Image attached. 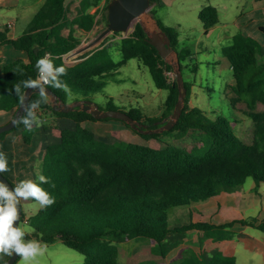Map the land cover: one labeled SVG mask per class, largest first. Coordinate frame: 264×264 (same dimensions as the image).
<instances>
[{
	"label": "trees",
	"instance_id": "obj_1",
	"mask_svg": "<svg viewBox=\"0 0 264 264\" xmlns=\"http://www.w3.org/2000/svg\"><path fill=\"white\" fill-rule=\"evenodd\" d=\"M110 2L105 0L101 9V20L106 25ZM150 2L153 5L150 13L155 18L154 8L162 6L164 1ZM92 4V0H81L76 14L69 18L66 0H45L26 31L16 39H9L7 28L0 25V44L9 43L25 54V57H17L2 68L0 110H17L27 89L23 82H38L40 71L36 68V61L46 55L50 54L55 67L65 68L66 75L60 76L59 80L67 85L69 92L79 95L77 100L89 99L90 95L101 91L105 85L101 79L117 71L129 59L138 57L149 69L155 86L167 90L165 110L162 117L142 116L133 109L126 112L147 124L148 128L160 127L162 124L157 123L160 118L174 111L179 87L176 77L171 76L173 65L161 57L149 42L139 22L119 40L121 60L112 58L111 44L105 37L93 49L80 53L77 62L66 63L65 55L73 52L81 41L74 26L91 31L97 22L96 14L88 12ZM198 18L207 32L219 22L217 7L211 4L204 6ZM155 20L168 34L183 74L185 54L177 50L179 31L176 27L163 25L158 18ZM65 28L69 29L66 35L63 34ZM260 29L264 32V26ZM221 53L230 63L233 75V83L227 86L232 95L226 93V98L234 111L239 102L247 105L243 113L251 121L250 142L238 136L228 116H210L190 105L192 87L184 78L186 94L182 113L171 129L143 133L123 121L141 137L158 140L161 147L121 139L105 140L83 123L111 117L96 119L80 106L68 112L57 111L53 109L50 96L33 92L27 109L35 102L37 106L31 107V111L36 118L37 110L49 111L71 119L74 127L55 125L60 140L44 149L41 175L49 182L40 184V187L54 197L55 202L28 216L22 212L20 223L29 227L25 237H33L46 245L59 240L85 256L80 264H128V257L124 258V247L139 237L157 244L156 254L165 260L167 253L178 246L186 232L191 230L204 231L217 240L230 237L229 233L219 234L217 231L230 227L234 222L264 231V223H258L256 217L222 225L190 222L172 226L169 222L172 208L204 201L222 191L235 192L247 178H253L257 184L264 183V110L256 109L258 102L264 104L262 45L256 37L238 31L231 42L222 47ZM52 82L50 74L47 86L61 101L70 103L72 100H68L66 91L50 86ZM18 85L19 93L16 91ZM99 108L118 109L111 102L106 107L99 105ZM24 116H27V111L21 117ZM231 118L236 121V117ZM17 129L21 130L24 141L30 143L37 126L33 124L32 131H27L22 123L17 122L12 129L0 133V140L9 131ZM34 182L39 184L38 180ZM176 264H236V259L215 249L210 254L191 251Z\"/></svg>",
	"mask_w": 264,
	"mask_h": 264
},
{
	"label": "rangeland",
	"instance_id": "obj_2",
	"mask_svg": "<svg viewBox=\"0 0 264 264\" xmlns=\"http://www.w3.org/2000/svg\"><path fill=\"white\" fill-rule=\"evenodd\" d=\"M208 4L217 7L219 22L213 26L212 31L205 32L204 23L198 18V9ZM151 8H153V5H151ZM253 9H255L253 0H170L162 6H156L153 10L155 18H158L163 25L176 27L179 31L177 50L183 51L185 54L184 60L182 61V75L184 80L190 83L192 87L190 105L202 109L210 116H228L235 125V131L238 136L246 142H250L252 139L251 121L243 113L244 110H247V105L244 102H239L237 109L234 111L226 98V93L230 96L232 95V90L229 87L227 88V86L233 83V75L230 63L222 56L221 49L229 43V41L224 40V31L230 34L238 32L236 24L239 23H236V19L240 18V14L242 17H245ZM261 13L263 17L262 21L261 17H258L257 21L264 23V7ZM145 15L144 20L147 25L145 26L149 30H159L157 21L150 13V10ZM105 27V21L99 20L91 31L86 34L81 33L79 36H84L85 39L80 41L76 49L70 53L71 55L67 54L65 56L66 63L73 64L77 62L79 60L77 57L80 53H85L93 49L105 37H107V40L111 44L109 51L112 58L115 61L121 60L122 53L119 40L122 35H125L123 32L119 34L110 32L91 47L81 52H76L78 47H84L94 40ZM67 32L68 30L64 29V33L66 34ZM129 33H126V35ZM263 40L264 35L261 34L259 43H262ZM167 61L174 67L171 76L176 77V52H171L167 57ZM100 81L105 83L103 89L90 95L89 99L101 107H106V104L111 102L118 109L124 111L133 109L141 113L142 116H163L167 90L159 89L155 86L149 69L138 57L129 59L117 71ZM66 93L68 100L75 101L80 98L77 93L69 91ZM256 109L264 110V104L258 102ZM231 116L236 117L235 122ZM170 118L171 115L160 118L157 123L163 125ZM49 123H57L62 127H68L74 122L70 119L64 120L62 124L57 121H49ZM109 123L124 122L116 118H109L101 120L99 124L109 125ZM105 133L108 140H112V138L125 141L129 140L123 132L114 127L110 131L106 129ZM133 135L134 140H131L133 142L153 147L162 146L154 138L145 139L137 133ZM38 162L39 168H41V160ZM173 209L169 212L170 223L175 222L176 219L171 215ZM19 228L25 232L29 230L28 225L23 222L19 224ZM23 239L25 241L36 240L33 237L27 238L25 236ZM150 243L152 244L150 245ZM156 248L157 244H154L151 240L139 237L130 241L128 247H124L126 249L124 258L127 259L128 257V264H176L180 260L177 258L172 259V256H169L170 262H166L156 254ZM84 260L85 256L82 253L65 246L61 241L57 240L47 244L45 253L37 256L30 264H80ZM14 264H22L21 257Z\"/></svg>",
	"mask_w": 264,
	"mask_h": 264
},
{
	"label": "crops",
	"instance_id": "obj_3",
	"mask_svg": "<svg viewBox=\"0 0 264 264\" xmlns=\"http://www.w3.org/2000/svg\"><path fill=\"white\" fill-rule=\"evenodd\" d=\"M80 1L66 0V4L68 5L67 15L69 18H72L76 14ZM92 1L94 4L88 8V12L95 13V20L98 22L101 20V9L105 4V0ZM163 1L166 4L170 0ZM44 2L45 0H0V25L7 28V36L9 39H16L26 31L32 18ZM253 6L255 9L247 13L245 17H242L240 14V18L236 19V23L239 24H235L238 31L252 35L260 41V35H264V32L260 29V26H264V23L261 22L263 18L261 12L264 7V0H253ZM202 8L198 10L200 11ZM258 17H261V21H257ZM9 22H12L13 25L8 26L7 24ZM74 27L76 28L75 34L81 37V41H83L85 37L79 35L81 33L86 34L89 31L78 29L77 25ZM65 29L69 32L68 28ZM212 29L213 26L208 31H212ZM63 34H65L64 29ZM234 34L235 32L230 34L224 31V40L230 43ZM261 45L262 55L264 57V40ZM17 57H25V54L16 50L9 43L0 44V75L3 66ZM50 101L53 103V97L51 96ZM15 111L16 109L9 111L0 110V126L8 123L14 117ZM37 119L40 122L39 127L33 133L30 143L24 141L20 129L9 131L0 140V152L6 154L10 169V171L3 172V174L15 186L20 180H37L38 175H41V168H39L38 161L42 160L45 147L60 140L59 130L55 127L58 124H50L49 121H57L62 124L64 120H70L67 117H59L52 112L41 110H37ZM100 122L101 120L86 121L83 125L105 140H108L105 133L106 129L110 131L114 127L129 138L127 141L133 142L131 140H134L133 134L135 132L130 128L128 129L125 123H109V125H103L99 124ZM72 127H74V123L68 126V128ZM21 203L23 211L27 216L34 214L40 208L38 202L32 198L28 200L21 199ZM171 215L176 218L172 226L188 224L190 222H208L214 225H222L227 222L250 217H256L258 223H264V183L257 184L253 178H247L244 184L235 192L229 193L222 191L204 201L187 206L175 207ZM222 232L229 233L230 237L217 240L207 235L204 231L191 230L186 232L182 242L167 253L165 261L170 262L169 256H172V259H182L191 251L210 254L213 250L218 249L226 255L234 256L236 264L264 263L263 230L247 224L234 222L230 227L217 231L219 234ZM8 257L0 253V264H5Z\"/></svg>",
	"mask_w": 264,
	"mask_h": 264
},
{
	"label": "water",
	"instance_id": "obj_4",
	"mask_svg": "<svg viewBox=\"0 0 264 264\" xmlns=\"http://www.w3.org/2000/svg\"><path fill=\"white\" fill-rule=\"evenodd\" d=\"M150 7V0H111L108 5V23L106 27L90 43H88L84 47H78L76 52L78 53L86 48L91 47L110 32H123L125 34L123 36H126V33H129L133 29L134 24L136 22H139L146 32L149 42L153 46H155L161 57L167 60V57L171 52H176L171 45V40L168 34L163 29H161L159 25V30H149L142 21V16L150 10ZM176 80L179 87V97L178 101L176 102L174 111L171 114V118L168 119L166 123L155 129L148 128L147 124L135 120L124 110L101 109L99 108V105L97 103H94L89 99L75 100L71 103L63 102L48 86L43 85L40 81H38L35 88H27L25 90L23 99L17 110L15 111L14 117L8 123L0 126V133L12 129L17 124L21 116L26 112L31 94L33 92L41 93V91H43L46 95L53 97V109L57 111L68 112L75 109L77 106H80L82 110L90 112L96 119H103L108 117L116 118L128 123L132 129L139 132L153 133L161 132L163 130H169L174 126L182 113L186 94V87L183 83V75L179 67L178 58ZM0 181L5 183L9 189L15 188L3 173H0ZM17 209L19 219L18 221L14 222V227H19L20 224V219L23 212L21 200L17 205ZM17 258L18 255L13 254L12 256L8 257L5 264H14Z\"/></svg>",
	"mask_w": 264,
	"mask_h": 264
},
{
	"label": "clouds",
	"instance_id": "obj_5",
	"mask_svg": "<svg viewBox=\"0 0 264 264\" xmlns=\"http://www.w3.org/2000/svg\"><path fill=\"white\" fill-rule=\"evenodd\" d=\"M36 68L42 73L52 74L53 82L50 86L68 91L67 85L59 80L60 76L66 75V70L63 66L55 67L50 54L38 59ZM23 83L25 88H35L37 85L36 80H27ZM16 91L17 93L20 92L19 85L16 87ZM40 95H45V93L41 91ZM36 106L35 102L31 104V107ZM31 107L26 109L27 116L21 117L18 121L24 125L27 131H32L33 124L39 127L40 123L31 111ZM7 171H10L7 156L4 152H0V173ZM37 180L39 184L31 179L20 180L13 189H9L5 183L0 182V253L7 256L16 254L21 257L22 264H30L37 256L43 255L47 250V245L40 241H25L23 239L26 234L25 231L13 226L14 222L19 219L17 205L21 199L32 198L38 202L41 209L51 206L55 202L54 197L40 187V184L49 182L48 178L44 175H38Z\"/></svg>",
	"mask_w": 264,
	"mask_h": 264
},
{
	"label": "built area",
	"instance_id": "obj_6",
	"mask_svg": "<svg viewBox=\"0 0 264 264\" xmlns=\"http://www.w3.org/2000/svg\"><path fill=\"white\" fill-rule=\"evenodd\" d=\"M8 26H12L13 23L12 22H9L7 24ZM49 80H50V74L47 73V72H39V75H38V81H40L43 85H46L49 83Z\"/></svg>",
	"mask_w": 264,
	"mask_h": 264
},
{
	"label": "bare ground",
	"instance_id": "obj_7",
	"mask_svg": "<svg viewBox=\"0 0 264 264\" xmlns=\"http://www.w3.org/2000/svg\"><path fill=\"white\" fill-rule=\"evenodd\" d=\"M146 15L144 14L143 16H142V21H143V23L146 25V22H145V20H144V17H145ZM147 26V25H146Z\"/></svg>",
	"mask_w": 264,
	"mask_h": 264
}]
</instances>
